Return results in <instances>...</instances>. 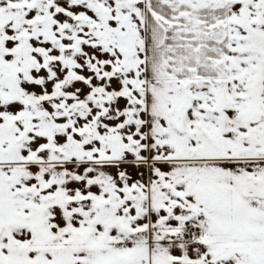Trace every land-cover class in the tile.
Returning <instances> with one entry per match:
<instances>
[{
    "label": "snow or ice",
    "instance_id": "6c2138e0",
    "mask_svg": "<svg viewBox=\"0 0 264 264\" xmlns=\"http://www.w3.org/2000/svg\"><path fill=\"white\" fill-rule=\"evenodd\" d=\"M0 264H264V0H0Z\"/></svg>",
    "mask_w": 264,
    "mask_h": 264
}]
</instances>
